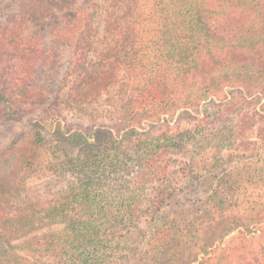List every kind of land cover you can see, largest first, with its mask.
Instances as JSON below:
<instances>
[{
    "label": "trees",
    "instance_id": "obj_1",
    "mask_svg": "<svg viewBox=\"0 0 264 264\" xmlns=\"http://www.w3.org/2000/svg\"><path fill=\"white\" fill-rule=\"evenodd\" d=\"M20 5L18 18L0 27V120L39 111L34 143L69 180L48 206L21 204L25 156L0 155V235H9L0 264H171L185 251L195 263L243 226L233 212L238 197L222 189L252 183L253 164L264 163L255 160L264 154V0H91L83 17L79 0ZM58 21L54 33L71 53L62 101L49 100L34 77L37 66L58 58L22 36L27 23ZM119 73L127 95L110 126L58 125L47 138L44 123L61 119L58 104L82 112ZM158 223L164 243L149 247L144 241ZM56 224L62 228L40 245L10 242ZM186 236L195 243L184 244Z\"/></svg>",
    "mask_w": 264,
    "mask_h": 264
},
{
    "label": "rangeland",
    "instance_id": "obj_2",
    "mask_svg": "<svg viewBox=\"0 0 264 264\" xmlns=\"http://www.w3.org/2000/svg\"><path fill=\"white\" fill-rule=\"evenodd\" d=\"M18 1L19 0H0V27L5 24L9 16L16 19L23 11L20 1L24 0ZM90 2L91 0H79L81 17L88 11ZM98 3L100 4L99 1ZM96 10L99 13L95 17V22L98 23L101 29L104 25L103 18H105L103 9L99 8ZM53 25L54 26L50 28L27 23L23 29L22 36H24V38L33 39V43L43 48L47 54H49V57L52 58L56 56L58 58L57 65L50 66V63H47L37 66L34 77L36 85L38 84V86L43 88L49 100H51L54 95H58L62 101L67 95L70 85V82H67L69 80L67 72L69 70L71 53L65 51L66 49L63 45L59 44L58 35L56 36L54 33V31H57V33L60 31L59 28L61 23L58 21ZM62 36L63 35H60V38ZM55 53L57 55H55ZM65 78L66 81H64ZM125 80V75L119 73L112 86L102 92L96 101L87 104L82 112H76L68 106L65 107L64 105L61 106L58 104V108L61 110V119L56 122L47 120L44 123L47 138H53L54 140L55 137L53 133L58 125L62 126L64 130H66V124H69L72 128L84 129L85 127H89L93 120H95V124L110 126L111 122L120 114L122 103L127 95ZM258 108L259 106L257 110ZM211 110L212 109L208 110L210 114L213 113ZM194 115L199 116L200 112L194 113ZM39 116L40 112L35 111L31 114L24 115L18 122L0 120V155L7 149L9 151L18 150L24 154L25 160L22 162V168L18 169L20 174L26 177V190L22 192L20 203L36 207L48 206L62 197L67 188L66 179L69 180V178L63 179L56 175V168L53 167L54 161L51 154L45 149L39 148L34 143L36 122L41 118ZM176 118L177 116L170 119L169 124L172 125ZM46 133H44V135H46ZM258 158H264V154L255 158V160H259ZM9 162L12 163V159H9ZM253 165L254 166L251 168L253 172L252 175H254L252 183H247L246 181L241 182L242 184L238 183V187L242 185L239 190L232 189L227 185L222 189L226 197L230 199L238 197L240 207L233 212L239 216L243 226H239L232 233L216 241L207 255L199 254L198 260L195 263L191 262V258L185 254V252H187L185 251L183 255L174 257L171 264H264V181H257L258 178H260L259 176L263 174L262 170L264 168V163L258 161L257 164ZM249 166L250 164L248 167ZM10 170L11 168H9V171ZM189 191L190 188H186L185 193L187 194L188 201L192 203L193 197L189 194ZM194 204H196V202ZM191 218L192 216L189 215V219ZM158 224V229H156L157 233L155 235L153 234L154 230L151 231L152 227L149 228L151 232L147 233L144 244L146 243L149 247H158L160 244L164 243V241H159L158 237L164 227L162 223ZM229 224L231 223H228L227 226H229ZM142 227H145L146 231L148 230L146 226ZM61 228L62 224L44 226L26 236L15 235L10 242L15 245L27 240L30 242L29 246L34 247L38 244H42L44 238H48L49 234ZM8 237V234H1L0 244H3ZM202 239L203 238H199L197 242L200 243ZM182 241L186 245H191L195 243L196 239H193L192 236H186L182 238ZM199 246L200 245H196L193 250L197 251ZM143 247L145 246L142 244L140 249L143 250ZM14 259L15 258H13V260Z\"/></svg>",
    "mask_w": 264,
    "mask_h": 264
}]
</instances>
